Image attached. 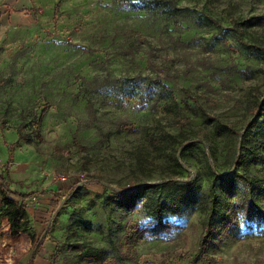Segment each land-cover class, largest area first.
<instances>
[{
  "label": "rangeland",
  "instance_id": "obj_1",
  "mask_svg": "<svg viewBox=\"0 0 264 264\" xmlns=\"http://www.w3.org/2000/svg\"><path fill=\"white\" fill-rule=\"evenodd\" d=\"M234 20L250 22L252 48ZM263 46L264 0H0V171L33 195L26 231L0 220V264H29L44 235L33 264H264V226L241 215L216 216L220 234L200 252L196 205L154 235L142 203L124 211L111 197L189 178L220 195L214 173L232 171L235 139L218 123L242 130L264 102ZM244 146L255 159L264 130Z\"/></svg>",
  "mask_w": 264,
  "mask_h": 264
},
{
  "label": "trees",
  "instance_id": "obj_2",
  "mask_svg": "<svg viewBox=\"0 0 264 264\" xmlns=\"http://www.w3.org/2000/svg\"><path fill=\"white\" fill-rule=\"evenodd\" d=\"M58 11L59 6L56 5L54 11L55 19ZM209 20L218 28H222L218 20L211 17H209ZM249 24V21L239 22L234 20L231 28L235 32L238 41L246 48L254 46L245 40V27L249 26ZM255 48L264 55V46ZM250 112L254 114V118L242 130L223 123L220 124L216 117L206 114L209 120L216 121L219 124L218 128L220 130L221 125L224 126L226 136L235 139L234 144L230 145L228 149L233 164L232 171L226 175L214 173V182H219L220 184V195L212 192L210 195L203 194L200 196V187L197 181L192 178L185 181L169 179L158 188L154 185L146 184L136 189L113 191L111 195L113 201L118 208L124 211H132L139 203H142L147 211V216L152 219L149 226L142 229L144 233L151 232L154 235L170 232L174 228L172 223L163 220L165 216H181L184 214L185 206L196 205L204 215L200 252L209 249L211 243L220 234L217 219L230 221L241 215L258 227L264 226V151L255 152V159H251L249 153H243V149L246 148L244 144L248 145V149H250L253 142L259 139L260 134L264 130V119L260 121L264 117V102L258 101L250 108ZM19 137L28 143L33 142L34 138L43 139L39 131H36L35 135H24L19 132ZM183 149H185V146L181 145L180 150ZM256 159L262 161V170L257 169L255 173H252L251 164ZM258 171H260V175L257 174ZM60 194H62L61 190L53 193L54 198L50 203L51 207L59 206ZM32 196V194H21L14 191L4 173L0 171V204L4 206L0 214V220L8 218L11 229L15 233L27 230L28 213L25 201ZM19 199L20 201H18ZM229 210L230 213L228 215ZM216 216L217 219H215ZM45 238L46 235L40 238L36 245V251L41 247ZM132 241L133 239H130L128 251L122 254V258L125 260L133 258L131 251ZM80 247L83 250L87 248L86 245H81ZM36 251L32 255L29 264H33L37 255ZM102 252L94 251L93 255L89 253V257L99 258L102 256Z\"/></svg>",
  "mask_w": 264,
  "mask_h": 264
}]
</instances>
